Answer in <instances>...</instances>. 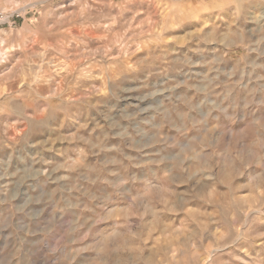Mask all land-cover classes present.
<instances>
[{
  "label": "clouds",
  "instance_id": "clouds-1",
  "mask_svg": "<svg viewBox=\"0 0 264 264\" xmlns=\"http://www.w3.org/2000/svg\"><path fill=\"white\" fill-rule=\"evenodd\" d=\"M0 264H264V0H0Z\"/></svg>",
  "mask_w": 264,
  "mask_h": 264
}]
</instances>
